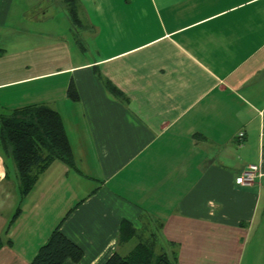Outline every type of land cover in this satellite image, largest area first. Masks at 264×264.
I'll return each instance as SVG.
<instances>
[{
  "label": "crops",
  "instance_id": "crops-1",
  "mask_svg": "<svg viewBox=\"0 0 264 264\" xmlns=\"http://www.w3.org/2000/svg\"><path fill=\"white\" fill-rule=\"evenodd\" d=\"M23 1L0 0V107L57 110L76 168L53 161L20 201L0 144V264L57 224L83 251L63 264L155 229L179 264H264V0H75L78 51L64 0L34 27ZM249 164L263 175L237 185ZM123 219L137 233L120 241Z\"/></svg>",
  "mask_w": 264,
  "mask_h": 264
},
{
  "label": "trees",
  "instance_id": "trees-1",
  "mask_svg": "<svg viewBox=\"0 0 264 264\" xmlns=\"http://www.w3.org/2000/svg\"><path fill=\"white\" fill-rule=\"evenodd\" d=\"M70 20L75 27L79 18L75 0H64ZM1 53V49H0ZM70 98L78 94L72 83L67 88ZM0 144L15 169L20 201L32 190L42 172L55 160L76 168L72 148L57 110L45 103L14 107L0 113ZM9 169L6 168V176ZM20 212L16 208L12 219ZM158 228V227H157ZM136 228L126 219L119 224L118 239L127 240L136 234ZM135 246L125 255L112 253L104 264H179L173 245L165 249L159 242L158 229L138 234ZM82 249L66 237L57 224L46 240L37 248L27 264H63L67 259L78 261Z\"/></svg>",
  "mask_w": 264,
  "mask_h": 264
},
{
  "label": "rangeland",
  "instance_id": "rangeland-1",
  "mask_svg": "<svg viewBox=\"0 0 264 264\" xmlns=\"http://www.w3.org/2000/svg\"><path fill=\"white\" fill-rule=\"evenodd\" d=\"M59 1L61 3V0H59ZM21 3H23V5H25L27 7V9L25 11V13H26V24L31 25L32 27H34V25H35V17H37L39 14H41V12H43L44 10H48L49 13H54V12H56V9L58 8V7L56 8L57 4H55V0H24ZM74 28H75V35L72 37L69 34V36L66 39L68 40L67 43H68L69 49L71 47H73V49L75 51H78V50H80V44L83 43L82 35L80 34V33H82L83 30L79 29L75 26H74ZM71 39H73V42H71ZM81 39H82V41L80 42ZM60 49H61V47H60ZM6 111L7 110H4V108L0 107V113L6 112ZM9 161H10V167L13 168V163H12L11 159ZM11 175H12L13 179H15V176H16L15 169L11 171Z\"/></svg>",
  "mask_w": 264,
  "mask_h": 264
},
{
  "label": "built area",
  "instance_id": "built-area-1",
  "mask_svg": "<svg viewBox=\"0 0 264 264\" xmlns=\"http://www.w3.org/2000/svg\"><path fill=\"white\" fill-rule=\"evenodd\" d=\"M264 134V128L261 130L260 135ZM240 139L243 137V132H238L237 135ZM263 173L258 164L247 165L236 177L235 183L240 186H248L254 182L257 177H261Z\"/></svg>",
  "mask_w": 264,
  "mask_h": 264
}]
</instances>
